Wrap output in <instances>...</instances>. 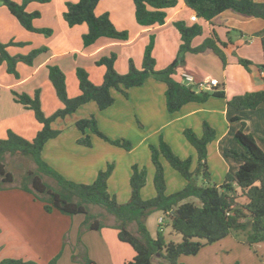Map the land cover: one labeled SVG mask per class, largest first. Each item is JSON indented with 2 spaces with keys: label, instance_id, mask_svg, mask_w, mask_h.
I'll return each mask as SVG.
<instances>
[{
  "label": "crops",
  "instance_id": "1",
  "mask_svg": "<svg viewBox=\"0 0 264 264\" xmlns=\"http://www.w3.org/2000/svg\"><path fill=\"white\" fill-rule=\"evenodd\" d=\"M16 1L21 2L22 0ZM67 1L78 0H51L45 3L31 1L27 5L28 11L39 10L41 12V16L34 20V24L40 28L51 27L53 32L50 35L26 29L8 7L0 3V41L25 43L24 45H9L7 49L10 54H27L32 49L47 47L46 51L36 56L32 64L29 65L22 61L17 63L19 77L8 72L6 61L0 64V138L6 136L8 129H13L22 136L32 139L42 127L33 110L25 108L14 99L13 90L33 94L37 89H40L42 108L47 113L54 112L62 106L49 79L48 66L50 64H56L64 71L71 73L67 80V90L69 96L73 97L80 93L79 80L76 75L77 66L85 67L89 71L90 79L95 84L103 82L106 71L105 65H97L96 61L113 52L117 54L115 68L118 72L126 73L128 71L131 58L140 68L145 47L151 35H154L153 55L156 59V69H162L176 58L182 42L181 34L174 22L185 20L189 25L198 22L203 28L202 34L192 40L193 46L201 44L213 32L217 33L221 41L227 42L228 45L224 48L227 64L224 67L221 59L213 53L187 52L185 62L177 67L175 78L181 79L185 74L193 76L196 80L215 78L221 84L220 89L225 91V97L211 96L204 102L191 101L184 104L180 110L170 112L166 107L165 82L149 77L144 84L130 88L128 96L114 90L115 101L106 109H99L96 102L91 101L95 103L89 106L92 110L91 114L96 115L99 126L108 115L113 116L112 119L115 121L128 120L129 118L140 119L143 122L162 121V124L149 134L144 135V131L135 127L133 133L130 131L127 135L134 137L133 140L138 143L137 147H132L128 151L129 156L136 158V153L141 148V158L146 162L145 166L148 168V184L151 179L153 181L155 171L154 164L152 163V169L149 162L151 157L149 145L158 143L160 137H163L180 157H192V170L194 162L195 168L197 166L198 155L183 131L190 127L201 136L205 121L216 130V137L208 145L207 160L211 176L217 184H222L227 174H235L239 167V162L226 156L224 149L241 150L235 140V133L240 128L254 135L264 150V101L252 109H238L228 103V100L236 95L264 89V66H260L264 64V46L260 36L255 34L264 29L263 19L226 10L212 22L203 18L192 21L191 16L195 11L188 7L184 0H178L176 6L166 9L168 15L165 23L143 26L136 20L135 5L132 0H100L95 13L101 15L108 12L118 29L129 31V37L128 39H115L102 36L86 46L82 36L88 31V25L82 23L70 26L63 18ZM256 1L264 2V0ZM239 57L250 59L253 62L250 69L239 62ZM234 116H240L241 119L234 120ZM66 119L57 121L55 126L62 125ZM164 130L166 133H163ZM118 132L111 135L122 134ZM88 133L91 135L92 143L94 142L92 146L78 143L77 140L82 135L80 130L79 132L71 129L61 130L58 136L46 142L42 151L44 159L60 170L56 162L46 154L48 147L52 146L55 153L59 155L55 160L62 166L65 167L67 165L65 163L78 161L81 163V169H92L91 173L87 174V178L94 181L98 170L103 166V161L93 158L92 154L97 149L95 143L98 138L91 131ZM107 134L109 133L107 132ZM169 134L177 138L179 150L168 137ZM139 136L142 138L137 139ZM100 148L111 152L109 156L117 150L108 144H102ZM72 153H76V157H73ZM164 168L166 172H170L175 177L178 184L185 185L186 180L183 176L184 181L167 166ZM130 174L128 173L129 178ZM84 176L82 175L81 178H85ZM143 188L141 190L142 197L145 191ZM148 192H152V190H148ZM130 193L131 188L126 191V200L129 199ZM155 193L154 188V193L152 192L150 195L154 196ZM186 201L198 204L196 197H189ZM42 207L31 193L19 187L0 190V260L13 257L46 264L53 257L59 255L58 264H76L73 255L80 251L77 242L85 215H67L57 210L47 212ZM154 215H158V227L161 223L160 220L164 217L170 221V218L165 216L162 211H154L146 220L147 227ZM111 221L115 222L113 216ZM171 229L170 233L174 236L172 240L181 241L182 235L175 232L172 226ZM153 236L156 237L157 233ZM81 239L89 257L98 264H126L136 254L129 243L119 239L118 230L110 225L98 230H86ZM158 258L155 261L159 264L160 259Z\"/></svg>",
  "mask_w": 264,
  "mask_h": 264
},
{
  "label": "trees",
  "instance_id": "2",
  "mask_svg": "<svg viewBox=\"0 0 264 264\" xmlns=\"http://www.w3.org/2000/svg\"><path fill=\"white\" fill-rule=\"evenodd\" d=\"M10 12L28 30L50 35L51 27H36L34 20L41 16L39 10L28 11L27 5L31 1L49 2L51 0H1ZM100 0L67 1L63 11V18L68 25L86 23L88 31L83 34L84 45L88 46L99 37L106 36L115 39H128L129 31L118 29L105 12L101 15L95 13ZM135 5L136 20L140 25L152 26L163 24L167 18V8L177 5L178 0H132ZM185 4L193 9L199 18L213 21L226 10L258 17L264 20V2L256 0H184ZM175 26L181 34L180 44L176 58L166 67L156 69V59L153 55L155 43L151 35L145 47L142 66H136L134 60H129L126 73H120L115 68L117 54L103 56L97 64L105 65L106 71L103 82L95 84L89 72L83 67H77L76 75L79 80L80 93L69 96L67 90L66 73L56 65L50 64L49 79L55 88L62 106L51 115H46L42 108L40 89L33 94L13 90L14 99L25 108L33 110L36 119L42 124L36 135L28 139L13 129H8L5 137L0 138V190L19 187L31 193L34 199L43 203L47 212L57 210L63 214H84L85 219L79 230L77 247L80 251L73 255L81 264H98L89 257L81 236L86 230L101 229L110 225L118 230L121 241L129 243L135 250L134 258L126 264H154V259L160 255L168 264H184L179 262L182 255H196L206 244L222 240L229 235H242L241 238L248 244L264 241V150L251 133L240 128L235 133V140L241 145L242 150L225 148L224 154L239 162L235 174H227L222 184L212 181L208 166V145L216 137V130L207 121L203 123V133L199 136L192 128L184 129L188 142L196 149L198 163L191 170L192 157H180L172 146L160 137L157 144H150L151 160L155 171L153 183L155 195L144 199L141 195L142 188L147 182V169L135 164L131 167L130 197L126 202H119L115 195L108 190V179L112 173V166L108 165L97 173L91 183L76 182L66 178L51 166L43 157L42 151L46 142L61 132L55 124L75 113L80 106L94 101L98 108L103 110L110 107L114 101V90L128 96V90L140 86L149 78L161 80L166 84V107L168 111L175 112L191 101L204 102L211 96L225 97V91L214 87L211 90H197L193 84L175 78L177 67L185 62L187 52L217 55L225 67L227 56L224 48L227 42L220 40L217 33L204 39L198 46L192 45L194 37L201 35L203 28L198 22L187 24L185 20H177ZM260 36L264 46V29L255 33ZM11 44L24 45V42L0 41V64H8V72L19 77L16 65L19 61L32 64L37 55L47 50L46 46L32 49L27 54L12 55L7 47ZM239 62L247 69L253 63L250 59L239 57ZM261 67L264 64L260 65ZM221 87V85H220ZM264 101V89L247 91L228 100V103L238 109L256 108ZM234 120L241 119L234 116ZM245 122L243 121V125ZM76 127L82 132L78 143L92 146L90 133L108 140L111 143L129 149L130 141L126 139H111L98 125L95 115L76 120ZM6 153L29 156L36 164V169L26 173V182L15 186L14 174L6 168L2 161ZM164 158L186 180L185 185L178 191L168 194L166 192ZM42 175L54 178L60 188L54 189L43 180ZM203 183H198V178ZM189 197H196L200 204L186 201ZM99 206L115 218L114 223L104 222L91 212L90 206ZM154 211H162L170 218L173 230L182 235L179 242H166L163 235V220L157 236L154 237L146 224L148 216ZM100 215V214H99ZM104 215V214H103ZM102 215V216H103ZM105 217V215H104ZM132 224L135 229H132ZM56 255L46 264H58ZM0 264H40L34 260L8 257L0 260Z\"/></svg>",
  "mask_w": 264,
  "mask_h": 264
},
{
  "label": "rangeland",
  "instance_id": "3",
  "mask_svg": "<svg viewBox=\"0 0 264 264\" xmlns=\"http://www.w3.org/2000/svg\"><path fill=\"white\" fill-rule=\"evenodd\" d=\"M17 2H19V1H17ZM0 3L3 4L1 0H0ZM97 65H99V64H97ZM77 67H83V66H77ZM83 68H85V67H83ZM64 72L66 73V82H67L68 78L71 76V73L67 72V71H64ZM214 74L216 76H218L216 73H214ZM71 85L72 84L70 82V86ZM40 94H42L41 91H40ZM91 104L94 105L95 103L89 102L85 105H82L75 113L68 116V118L62 123V125L60 124V125H57L56 127L60 130L71 129V130H74L75 132H79V130L77 129L74 122L77 119L94 115V114H91L92 110L89 107ZM46 109H48V108H46ZM44 112L46 115H51L53 113V112L47 113L45 110H44ZM95 117H96V115H95ZM112 117L113 116L108 115L106 118H104L102 120V125H100L99 128L101 129V131L104 130L106 133L104 131L103 132L106 135H108L111 139L121 138V139H126V140L130 141L131 147L129 149H126L123 146L111 143L108 140H105V139H103L97 135L96 137L98 138V141H96L97 143H95V148H97V149H96L95 153L92 154V156L94 159H97L98 161L99 160L103 161V166L98 170V172L102 169H106L108 165L112 166V173L108 179V185H109L108 190L111 194H113L117 197L118 201L123 203V202L127 201L125 199V195H126V191L128 189H130V178L128 177V173H131V167L133 165L139 163L140 167H142V168L145 167L147 169V176H148V168L145 166L146 162H144V160L141 158V155H140L141 148H140V150L137 151V153H136L137 157L136 158L133 156H129L127 154L128 151L131 150L132 147H137V144H138L137 142H135L133 140L134 137H131V136L128 137L127 135L129 134L130 131L133 133V130L135 127L141 131H144V135L149 134L153 131V129H155L160 124H162V121H157V122L156 121H150V122L146 121V122H143L142 120H140V119L138 120L136 118L135 119L129 118L128 120L115 121L112 119ZM116 131H119L118 133H122V134L118 135V136L111 135V134H114ZM107 132L109 134H107ZM163 133H166V130H164ZM168 137H170V139H171L172 143H174V146L176 147V149L179 150L180 146L177 144V138H175L174 136H171L170 134ZM141 138L142 137H140V136L137 137V139H141ZM93 144H94V142L92 143V145ZM102 144H108L112 147L117 148V150L113 151L112 155L109 156L111 152H107L106 150L101 149L100 146ZM155 144H157V143H155ZM240 147H241V145H240ZM241 150H242V148H241ZM118 152H120V153H118ZM46 154L48 156H50L51 159H53L56 162V164L60 167V170H58L53 165H51L50 162H48V163H50L51 166H53L59 173H61L66 178L71 179V180L76 181V182H82V183H91L93 181L90 178H87V174L91 173V171H92L91 168L90 169H84V170L81 169L80 168L81 163H79L78 161H76L74 163H65L67 165L65 167L62 166L57 160H55V159H57L56 157L59 155H57L55 153L52 146L48 147ZM138 154H139V156H138ZM76 155H77L76 153H72L73 157H76ZM149 159H150L149 160L150 165L153 169L151 157ZM2 161L5 163L6 168L14 174V176H15L14 185L15 186H19V185L24 184L26 182V177H25L26 173H29V171L36 169L35 162L29 156L6 153L3 156ZM163 164H164V167L167 166L170 170H172V172L177 174V176L180 177L184 181L182 175L178 171H176L164 159H163ZM96 167H97L96 169H98V166H96ZM194 169H195V162L193 164L192 170H194ZM82 175H85L84 176L85 178H81ZM165 175H166V184H167L166 192L168 194L173 193L175 191H178L184 186V184L183 185L178 184V181L175 179V177H173L170 174V172H166V169H165ZM42 177H43V180L45 182H47L49 185H51L54 189L60 188L58 182L54 178H52L48 175H42ZM73 177H75L76 179L74 180ZM84 181H88V182H84ZM212 181H214L213 178H212ZM198 183L199 184L203 183V179L199 177ZM143 190H145L143 198L147 197V199H149L153 196V195H150V193H152V192L154 193V187H153L152 179L149 181V184L147 182V184L143 188ZM148 190L149 191L152 190V192H148ZM141 195H142V193H141ZM148 195H150V196H148ZM196 201L198 202V204H200L199 199L196 198ZM38 202L40 205L43 206L41 201L38 200ZM90 209H91V212L93 214L97 215L100 220H102L104 222L107 220L109 223H112V221H111L112 216L109 215L107 212H105V210L103 208H101L99 206L91 205ZM103 214L105 215V217ZM157 216L158 215H154L153 219L150 220V224L148 225V229L153 235H156L157 230H159V227H160V225L158 227ZM168 223H170V224H168ZM163 224H164V227H163L162 232L164 235V239L166 242H169L172 239H174V236H172L170 233L172 230L171 229V222L167 219V217H164L163 218ZM131 226H132V229H135L134 224H132ZM241 236L242 235H239V236L238 235H229L228 237H226L222 240L216 241L214 243L206 244L202 247L200 252L196 255H182L179 258V262L184 263V264H264V241L257 242L254 244H248L244 240H242ZM157 258L158 257H156L155 259H157ZM155 259H154V264H158L155 261ZM158 259H160L159 264H168V262L165 258L160 256ZM74 261L76 262V264H81V262H79L78 259H74Z\"/></svg>",
  "mask_w": 264,
  "mask_h": 264
},
{
  "label": "built area",
  "instance_id": "4",
  "mask_svg": "<svg viewBox=\"0 0 264 264\" xmlns=\"http://www.w3.org/2000/svg\"><path fill=\"white\" fill-rule=\"evenodd\" d=\"M191 20L192 21H197L198 20V16L196 13H194L191 16ZM183 81L188 83V84H193L196 86L197 90H204V89H209L211 90L214 87H218L219 89L220 87V82L215 79V78H207V79H203V80H196L193 76L191 75H187L185 74V76H183ZM163 219L160 220V222H162Z\"/></svg>",
  "mask_w": 264,
  "mask_h": 264
}]
</instances>
